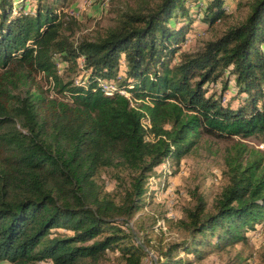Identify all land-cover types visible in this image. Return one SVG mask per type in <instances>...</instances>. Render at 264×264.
<instances>
[{
	"label": "trees",
	"instance_id": "1",
	"mask_svg": "<svg viewBox=\"0 0 264 264\" xmlns=\"http://www.w3.org/2000/svg\"><path fill=\"white\" fill-rule=\"evenodd\" d=\"M58 1L38 0L30 11L27 0H0V264H106L116 249V264H140L129 222L145 206L152 171L178 163L200 134H264V0H250L242 20L181 53L193 0H139L103 35L77 43L60 31ZM226 2L196 4L202 22L225 17ZM178 17L186 21L175 25ZM57 55L85 73L84 84L57 75ZM39 71L68 100L30 86ZM100 79L140 103L105 95ZM246 150L225 156L227 184L211 208L192 193L179 220L187 237L155 264H180V251L200 257L264 222V158ZM106 168L118 183L113 194L96 179Z\"/></svg>",
	"mask_w": 264,
	"mask_h": 264
},
{
	"label": "rangeland",
	"instance_id": "2",
	"mask_svg": "<svg viewBox=\"0 0 264 264\" xmlns=\"http://www.w3.org/2000/svg\"><path fill=\"white\" fill-rule=\"evenodd\" d=\"M37 1L27 0L30 3L28 4L30 11ZM205 1L207 0H193L185 5L188 6L187 9L190 8L188 14L192 16L194 23L187 32V39L181 45L180 53L196 50L204 41L218 37L228 25L242 20L247 15V4L250 0H227L225 17L211 26L202 22L201 11L196 5L202 8ZM23 2L24 0L21 3ZM138 3L139 0H60L54 4L59 21L63 23L60 31L72 42L77 43L82 39L93 40L103 35L106 30L116 25L123 11L135 8ZM184 21L185 18L178 17L174 23L176 25L177 22ZM54 61L57 64L56 73L63 81L73 78L75 84H84L85 73L79 76L78 70L72 72L69 64L59 59L58 55L54 56ZM79 62H82V59H79ZM121 66L125 68L123 61ZM116 78L117 81L122 80V71ZM30 86L42 88L48 97L68 100L67 96L52 87L50 78L43 72L32 73ZM220 87L219 81L214 90H219ZM126 92L131 98V104L137 106L140 99H135L128 91ZM228 98L229 95L226 94V102ZM240 145H245L247 153L264 158V134L233 138L200 134L191 150L178 163L169 159V165L165 164L164 169L158 166L152 171L147 179L145 206L129 222L137 238L136 242L142 250L140 264L157 263L162 250L187 237L179 220L184 217L185 209L194 204L192 193L201 194L207 208H211L215 198L227 184L224 158ZM113 172L110 168L101 169L96 177L104 190L112 194L115 193L118 184ZM244 231L243 238L233 243L206 246L200 257L180 251L176 258L181 260L180 264H264V222L255 224L252 230ZM106 255L104 260L106 264H116L119 259L117 249L108 250Z\"/></svg>",
	"mask_w": 264,
	"mask_h": 264
},
{
	"label": "built area",
	"instance_id": "3",
	"mask_svg": "<svg viewBox=\"0 0 264 264\" xmlns=\"http://www.w3.org/2000/svg\"><path fill=\"white\" fill-rule=\"evenodd\" d=\"M98 86L100 88V91L103 92L105 95L111 96L113 95L115 92H118L120 95H123L125 97H127L128 99H130L131 102V98L129 97V94L126 92V90L123 89H118L116 81H112V80H99L98 81ZM132 105V104H131ZM142 124L144 126V128L147 130L148 128H150L151 124L150 121L148 120L147 117H145L142 120ZM165 164H168V161H165L162 165L163 169ZM169 165V164H168ZM158 226H160L159 220H158ZM164 224V221H163ZM132 227V225H130Z\"/></svg>",
	"mask_w": 264,
	"mask_h": 264
},
{
	"label": "clouds",
	"instance_id": "4",
	"mask_svg": "<svg viewBox=\"0 0 264 264\" xmlns=\"http://www.w3.org/2000/svg\"><path fill=\"white\" fill-rule=\"evenodd\" d=\"M4 263V262H3Z\"/></svg>",
	"mask_w": 264,
	"mask_h": 264
}]
</instances>
